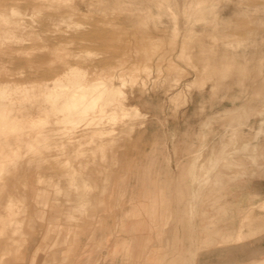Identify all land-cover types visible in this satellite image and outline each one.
Returning <instances> with one entry per match:
<instances>
[{"label": "rangeland", "instance_id": "1", "mask_svg": "<svg viewBox=\"0 0 264 264\" xmlns=\"http://www.w3.org/2000/svg\"><path fill=\"white\" fill-rule=\"evenodd\" d=\"M35 1L4 13L3 108H34L71 66L116 96L105 126L20 128L0 264H91L125 222L159 224L166 251L147 264H264V0Z\"/></svg>", "mask_w": 264, "mask_h": 264}, {"label": "bare ground", "instance_id": "2", "mask_svg": "<svg viewBox=\"0 0 264 264\" xmlns=\"http://www.w3.org/2000/svg\"><path fill=\"white\" fill-rule=\"evenodd\" d=\"M19 0H0V46H11L10 42L6 38H11L10 29L7 24H17L16 20H10L4 17V13L10 10L12 18H15L20 6L17 2ZM22 1V0H20ZM24 1V0H23ZM35 1V0H34ZM39 1V0H37ZM42 1V0H41ZM49 2V0H47ZM49 5L54 6L55 3H61L63 0H50ZM36 2V1H35ZM45 2V1H43ZM27 3V1H26ZM24 6L23 14L28 13L31 10H41V5ZM23 6V5H21ZM48 6V5H47ZM75 9V6H72ZM71 74L66 77L56 79L53 81H45L38 84L39 91L35 94V99L40 104L33 108V104L27 107L25 98H22L23 106L10 107L5 109L7 103L4 97L7 94V90L11 88V85L6 84L2 86L0 84V189L5 190L7 185L3 180L5 179V173L10 168L17 164L18 154L17 149L28 143V139L21 134L20 128L25 126L28 122H38L40 124H48L52 122H83L86 125H91L92 128L96 126H105L103 122L105 120L107 103L115 100L116 89L113 87V83L107 80H100L97 83H86L84 79L87 78V72L78 73L77 69L70 67ZM32 87V86H31ZM22 86H17L16 90L20 91ZM120 106L124 111L132 110L135 116H140L141 113L147 114V112L141 109L139 104H122ZM15 102L12 101V105ZM35 109V110H34ZM34 110V111H33ZM117 124V122L115 121ZM129 128H133L134 123H128ZM116 125H112V131L115 132L118 128ZM16 131H20L15 133ZM19 134V136H17ZM79 135H77L78 137ZM14 140L15 143H11ZM15 144V145H14ZM110 202V201H109ZM111 231V230H109ZM113 232V231H112ZM111 232V233H112Z\"/></svg>", "mask_w": 264, "mask_h": 264}, {"label": "crops", "instance_id": "3", "mask_svg": "<svg viewBox=\"0 0 264 264\" xmlns=\"http://www.w3.org/2000/svg\"><path fill=\"white\" fill-rule=\"evenodd\" d=\"M122 226V229L128 233L125 236L121 234L119 237L108 236L105 243L108 249L97 251L94 258L89 259L91 264H147L161 259V255H164L166 251L167 243L164 240L161 241L159 237L161 230L159 224L155 226L153 224L151 230L143 222H125ZM123 246H126V251ZM170 259L169 254L165 261Z\"/></svg>", "mask_w": 264, "mask_h": 264}]
</instances>
